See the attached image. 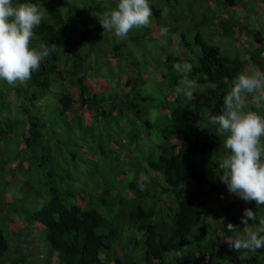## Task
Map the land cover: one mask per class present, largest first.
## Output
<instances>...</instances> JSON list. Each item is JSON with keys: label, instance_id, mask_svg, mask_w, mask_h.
Masks as SVG:
<instances>
[{"label": "trees", "instance_id": "obj_1", "mask_svg": "<svg viewBox=\"0 0 264 264\" xmlns=\"http://www.w3.org/2000/svg\"><path fill=\"white\" fill-rule=\"evenodd\" d=\"M242 1L149 0L150 25L120 39L99 23L118 0H28L47 12L31 47H56L26 83L0 81V209L8 216L0 258L10 259L0 264H203L198 254L218 245L230 247L216 264H264V248L231 249L226 224L242 229L248 206L257 222L264 219V205L245 203L220 182L224 134L205 117L220 114L229 82L250 62L264 71V17L259 30L248 26ZM263 5L249 0L248 10ZM184 20L193 30L176 25ZM146 44L156 54L140 71L134 48ZM177 44L178 56L171 52ZM231 44L246 46L245 56L229 53ZM183 61L193 65L189 78L211 84L205 105L177 94L167 100L182 79L173 65ZM159 66L166 87L143 85L153 98L131 113L144 76Z\"/></svg>", "mask_w": 264, "mask_h": 264}, {"label": "clouds", "instance_id": "obj_2", "mask_svg": "<svg viewBox=\"0 0 264 264\" xmlns=\"http://www.w3.org/2000/svg\"><path fill=\"white\" fill-rule=\"evenodd\" d=\"M45 14L46 9L40 3L24 0L14 4L13 0H0V81L13 88L18 82L26 83L55 49L56 45L44 43L39 50L31 47L34 29L41 25ZM152 16L149 0H118L113 9L103 13L99 23L104 32L125 39L134 29L148 27ZM160 35L167 37L169 29L162 28ZM163 43L167 44V40ZM181 51L178 44L171 49L177 56ZM173 68L182 76L175 93L183 95L187 103L193 101L199 87L195 79L189 78L193 65L183 61L175 63ZM252 105L264 106V71L250 62L246 71L237 73L229 82L220 114L209 110L206 118L224 134V154L219 162L222 172L218 179L226 185L229 194L261 206L264 205V116L252 110ZM148 179L143 176L144 181ZM138 187L142 191L143 183ZM240 223L244 226L242 229L226 224L227 231L233 233L229 238L231 249L257 252L264 248V219L257 222L256 212L245 208ZM200 257L203 264L209 263L207 254L200 253Z\"/></svg>", "mask_w": 264, "mask_h": 264}, {"label": "rangeland", "instance_id": "obj_3", "mask_svg": "<svg viewBox=\"0 0 264 264\" xmlns=\"http://www.w3.org/2000/svg\"><path fill=\"white\" fill-rule=\"evenodd\" d=\"M248 2H249V0H243L241 2V4L244 7V10L242 12H240L239 15L241 17H246L245 22H246V24L248 26H255L259 30L260 29V25H261V23L263 21L261 19V17H264V5L262 6L263 11L251 13V11L248 10ZM250 15H252V16H250ZM170 22L172 23V20ZM176 25L178 27H180V28L188 27V28H190V30H193V27L191 26V24L187 20L179 21ZM263 29H264V25L261 26V30H263ZM204 30L205 29H203L202 32H204ZM208 34L213 36V33L212 32H209ZM172 35H175L173 37V39L176 38L177 35L179 37V34L178 33L172 34ZM252 40H254V43H255V39H252ZM188 41H191V38H189ZM222 42L226 43L224 45H221L222 47H225L227 45V41H224L223 40ZM262 45H264V44L262 43ZM229 48H230L229 53L234 54L235 51H238L241 54L242 57L245 56L244 53H245L246 46L243 47V48H241L240 46L239 47H236L233 44H231V46H229ZM134 49L136 51L135 61L137 62L138 69L141 71L142 70L141 65H145V64L151 63L152 62V57L156 54V52H155V50H154V48H153V46L151 44H146L145 46H141L140 48H134ZM262 57H264V54L262 55ZM246 70H247V67H246V69L244 71H246ZM157 71H158L157 73H154V71L152 69L151 71L148 72V74L146 76H144V78H143V82L144 83L141 84L142 86H140L139 87V90L137 91V101H138V103L133 104L131 106V108L129 109L131 113H134L137 109L146 106V103L153 98L152 97L153 96L152 94H149V93H147L146 91H144L142 89L143 85H145L147 87L148 84H149L150 86H152L154 88H157L158 90H160L161 88H163V86L166 87L164 85V82L159 81L161 79L160 72L162 73V67L159 66V68H158ZM133 75H134L135 78H138V76H139V74L137 72H134ZM160 82H161L162 85H160V84L158 85V83H160ZM120 83L121 82H119V84ZM198 85H199V87L195 90L196 91V93H194L195 99L193 101H194V103H197L198 105H200V104L205 105L206 103L210 102V99L211 98L209 96L212 95V93H211L212 86H210L211 84H202V85L198 84ZM98 88H99L98 85L95 86V91H99L100 89H98ZM111 90H114V87L111 88V89H109L108 91H111ZM168 90L169 91L166 94L168 96L167 97V100H172L173 97H175V95H176L175 89H168ZM200 96H202L204 98H200ZM53 104H55V103H53ZM255 106L257 108L264 109V106H257V105H255ZM131 113L128 116H132ZM205 117H206V113H205ZM129 119H130V117H129ZM130 122H132V119H130ZM206 122H208L207 118H206ZM122 124H124V125L126 124V126H128V122L126 120H124L122 122ZM75 131H76L77 136H79L80 130H79V127L77 126V124H76V130ZM111 132L112 133H115L113 130ZM105 135L107 137H110V135L108 133H105ZM98 137H99V134L98 133H95V138L97 139ZM223 138L224 137H221L220 138L219 148L224 151L223 145H222ZM102 139H104V138H102ZM11 150H12L11 152H13V150H15V147L12 144H11ZM15 166H16V163L15 162L9 163L7 165V169H4V171H5L4 174H7L8 171H9L8 169H13V168H15ZM15 189H16V187H14L11 191H13ZM217 199H222V198L220 196H218ZM213 206L216 207V208H219L218 207V202L216 201ZM248 208H249V206H248ZM250 209H252V208L250 207ZM3 213H4V209L2 208V209H0V228H2V230L4 231V234L7 235V233H8L7 232V230H8L7 229L8 216H5ZM258 217H259V215H257V218ZM22 232L24 234V231L23 230H22ZM7 240H8L9 247L10 246H13L14 244H16V241L12 238V236L11 237H8ZM228 247H230V245H226L225 247H222V246L218 245V247L215 250H213V251H211V250L209 251L208 250V256H210V258L212 260L214 259V264H216L219 261V259L221 258V256L223 255V253L221 252L222 249L228 248ZM36 250H40V251L44 252L43 251V246L41 248H36ZM11 256H12V254H11ZM3 260L6 263H10V259L8 257V254H5L4 256H2L0 258V262H2ZM219 264H227V263H225L223 261H220Z\"/></svg>", "mask_w": 264, "mask_h": 264}, {"label": "built area", "instance_id": "obj_4", "mask_svg": "<svg viewBox=\"0 0 264 264\" xmlns=\"http://www.w3.org/2000/svg\"><path fill=\"white\" fill-rule=\"evenodd\" d=\"M204 262H207V259H204Z\"/></svg>", "mask_w": 264, "mask_h": 264}]
</instances>
